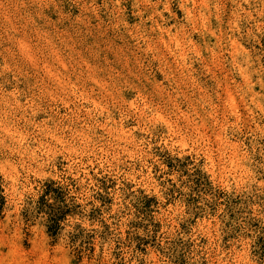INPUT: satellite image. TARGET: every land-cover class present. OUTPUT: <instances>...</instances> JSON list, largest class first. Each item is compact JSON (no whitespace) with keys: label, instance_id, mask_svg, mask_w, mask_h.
<instances>
[{"label":"rangeland","instance_id":"obj_1","mask_svg":"<svg viewBox=\"0 0 264 264\" xmlns=\"http://www.w3.org/2000/svg\"><path fill=\"white\" fill-rule=\"evenodd\" d=\"M251 1L0 0V264H264Z\"/></svg>","mask_w":264,"mask_h":264},{"label":"bare ground","instance_id":"obj_2","mask_svg":"<svg viewBox=\"0 0 264 264\" xmlns=\"http://www.w3.org/2000/svg\"><path fill=\"white\" fill-rule=\"evenodd\" d=\"M135 1V0H134ZM194 1V0H193ZM199 1H201V3H200V5H201V10L203 11V12H205V14H204V16H205V20H208V19H213L214 17H216V19H217V21H218V23H219V29L221 30V32H223L224 30V22H223V19H222V17L221 16H219V10H220V7H221V5H220V1H222V0H212V3H211V1L209 0H199ZM224 1V0H223ZM226 1V0H225ZM229 3H231V5H232V7H239V6H242L243 4H246L247 6H248V4H251L252 3V1L251 0H227ZM121 2V1H120ZM196 2V1H195ZM194 2V3H195ZM256 2H260V4H261V12L264 14V0H258V1H256ZM117 3H119V1L117 2ZM193 3V2H192ZM193 3V4H194ZM223 3V2H222ZM119 4H121V3H119ZM224 4V3H223ZM259 4V3H258ZM199 5V4H198ZM223 6V5H222ZM229 7V6H228ZM231 7V8H232ZM223 8V7H222ZM227 10L229 9V8H226ZM231 10V9H230ZM244 10V9H243ZM136 11H138V14H139V16L141 17V20H143V18H144V13L142 12V10H140L139 9V7L137 6L136 7ZM251 11V10H250ZM145 12H147V11H145ZM153 12V11H152ZM203 12H202V14H203ZM230 12V11H229ZM233 12H234V10H233ZM243 12V11H242ZM247 12V11H246ZM154 13H155V11H154ZM208 13V14H207ZM153 14V13H152ZM192 14H193V12H192V10L191 9H188L187 8V15H188V17H192ZM222 14V13H221ZM220 14V15H221ZM226 14V13H225ZM230 14V13H229ZM229 14H228V16H229ZM241 14V13H240ZM242 14H244V13H242ZM246 14V13H245ZM149 15V14H148ZM151 15V14H150ZM155 15V14H154ZM195 15V14H194ZM193 15V16H194ZM197 15V14H196ZM199 15V14H198ZM262 15V14H261ZM153 16V15H152ZM151 16V17H152ZM201 16V15H200ZM202 17V16H201ZM227 17V16H226ZM232 17V16H231ZM252 17V16H251ZM148 18V17H147ZM150 18V17H149ZM152 18H154V17H152ZM193 18V20H195L194 19V17H192ZM234 18V17H233ZM240 18H241V16H240ZM145 19V18H144ZM202 19V18H201ZM230 19V18H229ZM249 19H250V17H249ZM122 20V19H121ZM148 21H149V19H147ZM122 21H124V20H122ZM153 21V20H152ZM155 21V20H154ZM163 22V21H162ZM227 22V21H226ZM154 23V22H153ZM157 23H158V20H157ZM158 24H160V26H158ZM158 24H154L153 26H154V28H156L155 30L156 31H160V32H163L162 31V27H161V23H158ZM229 25H232L231 23L229 24ZM228 25V26H229ZM145 25H143V27H144ZM152 26V27H153ZM208 27V26H207ZM262 27H263V25H262ZM231 28V27H230ZM264 28V27H263ZM139 30V29H138ZM202 30H204V34H206L207 32H206V28H204V29H202ZM142 31V33L144 34L145 32H147L148 31V29H144V30H141ZM150 32V31H149ZM148 33V32H147ZM166 33H168V32H166ZM213 34H214V32H212ZM229 35V36H228ZM175 36H176V34H175ZM223 36L224 37H226V36H228L229 37V40L231 41V47H233L234 49H242L241 48V44L239 43V40L237 39V37H236V34H235V32H234V30H230V32H224L223 33ZM222 36V37H223ZM172 37V36H171ZM171 39V38H170ZM178 39H179V37H178ZM172 40V39H171ZM26 51V50H25ZM228 95H229V92H228Z\"/></svg>","mask_w":264,"mask_h":264}]
</instances>
